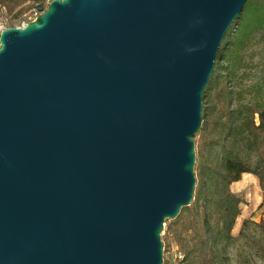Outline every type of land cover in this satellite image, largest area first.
Listing matches in <instances>:
<instances>
[{"label":"water","instance_id":"obj_1","mask_svg":"<svg viewBox=\"0 0 264 264\" xmlns=\"http://www.w3.org/2000/svg\"><path fill=\"white\" fill-rule=\"evenodd\" d=\"M247 0H52L0 36V264H162L204 88Z\"/></svg>","mask_w":264,"mask_h":264},{"label":"trees","instance_id":"obj_2","mask_svg":"<svg viewBox=\"0 0 264 264\" xmlns=\"http://www.w3.org/2000/svg\"><path fill=\"white\" fill-rule=\"evenodd\" d=\"M257 39L264 40V0H247L221 40L204 88L202 123L192 137L193 198L164 220L165 237L184 254L183 264H221L219 251L233 242L242 213L243 199L231 189L233 182L253 173L264 190V82L251 85L253 97L246 101L237 82L250 75L247 50ZM258 225L264 229V217ZM162 264H169L165 256Z\"/></svg>","mask_w":264,"mask_h":264},{"label":"rangeland","instance_id":"obj_3","mask_svg":"<svg viewBox=\"0 0 264 264\" xmlns=\"http://www.w3.org/2000/svg\"><path fill=\"white\" fill-rule=\"evenodd\" d=\"M5 1V4H0L7 22L12 27H20L16 26V21L22 19L25 13L33 12L28 24L37 22L41 15L39 10L47 9L52 0ZM35 10L38 12L34 13ZM16 13L20 14L15 16ZM247 53V71L250 69V75L248 74L237 81L244 88L242 101L250 100L253 97L251 85L256 82H264V40L254 41ZM231 189L242 196V213L233 230L235 235L233 242L226 249L219 251L221 264H264V229L258 225V222L264 217V190L253 173H244L241 179L231 184ZM244 219H248V221L245 223ZM166 227L167 223H164L160 231L165 257L172 256L173 251H176L174 250L176 244L172 238L165 237Z\"/></svg>","mask_w":264,"mask_h":264},{"label":"built area","instance_id":"obj_4","mask_svg":"<svg viewBox=\"0 0 264 264\" xmlns=\"http://www.w3.org/2000/svg\"><path fill=\"white\" fill-rule=\"evenodd\" d=\"M39 11L41 13L43 12L42 10H39ZM37 12L38 10L34 11V13H37ZM32 14L33 12H30V11L28 13H25L22 19H19L18 21H16L17 23L16 26H20V27L26 26ZM10 25L11 24H9L5 18L3 8H1V5H0V36L6 28L12 27ZM0 45H1V42H0ZM183 256L184 254L181 251L176 250V251H173L172 256H166V258L169 260V264H183V261H182Z\"/></svg>","mask_w":264,"mask_h":264},{"label":"bare ground","instance_id":"obj_5","mask_svg":"<svg viewBox=\"0 0 264 264\" xmlns=\"http://www.w3.org/2000/svg\"><path fill=\"white\" fill-rule=\"evenodd\" d=\"M28 25H31L30 23Z\"/></svg>","mask_w":264,"mask_h":264}]
</instances>
